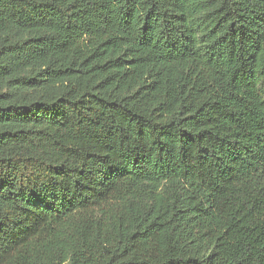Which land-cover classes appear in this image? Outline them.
Instances as JSON below:
<instances>
[{"label": "trees", "instance_id": "obj_1", "mask_svg": "<svg viewBox=\"0 0 264 264\" xmlns=\"http://www.w3.org/2000/svg\"><path fill=\"white\" fill-rule=\"evenodd\" d=\"M264 0H0V264H264Z\"/></svg>", "mask_w": 264, "mask_h": 264}, {"label": "rangeland", "instance_id": "obj_2", "mask_svg": "<svg viewBox=\"0 0 264 264\" xmlns=\"http://www.w3.org/2000/svg\"><path fill=\"white\" fill-rule=\"evenodd\" d=\"M262 90L264 91V79L262 81Z\"/></svg>", "mask_w": 264, "mask_h": 264}]
</instances>
